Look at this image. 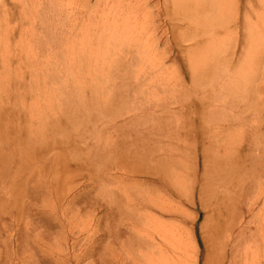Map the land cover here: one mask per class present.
<instances>
[{"label":"bare ground","instance_id":"6f19581e","mask_svg":"<svg viewBox=\"0 0 264 264\" xmlns=\"http://www.w3.org/2000/svg\"><path fill=\"white\" fill-rule=\"evenodd\" d=\"M114 1L103 0L97 7L98 9L104 5L103 10L107 13L101 15L99 19L101 27L98 29L92 28L95 23L93 16L95 13L90 12L87 16H81L85 15L84 12H88L87 10L80 15H73L70 23L66 22L63 26L50 29L45 27V20L40 18V27L37 22L32 25L34 30L26 34L28 38L25 39L27 45L25 54L23 50L17 52H22L21 56L14 60L18 63L17 66L2 64L0 68V219L8 217L9 220V224L2 227L6 234L4 239L10 240L16 232L17 242L14 253L10 255L11 257L5 256L2 264H13V259L20 256L22 251H26L20 244L21 239H24L19 227L21 223L26 229L23 230L25 235L30 228L35 229L31 226L33 224L31 220L36 219L38 222V183L32 179L38 174V145L31 147L30 152L26 149L29 145L26 144L27 142L30 141V145L38 142V63H27L37 60L34 54L29 53L32 50L31 46H28L30 40L34 43L39 39L40 46L48 50V56L43 57L42 60L49 66L46 59H51L52 66L55 65L53 69L57 77L54 78L53 74L49 73V85L43 91L45 95H53L58 90L63 93L66 90L67 83L64 84L61 80L63 75L69 76L74 85H81V81L89 80L87 91L91 93L98 90L103 92L102 85L106 83L108 77L113 76L123 79L122 84L125 86L132 85L129 90L137 89L138 93L145 94L151 91L148 97L152 99L147 98L146 95L145 97L153 104L147 105L152 113L164 110L168 112L173 108L167 109L168 106L163 101L166 97L158 96L160 92L164 93L166 90L168 94L170 93L168 89L172 77L169 74L172 68L165 66L166 57L163 56V52L159 53L157 50L159 43L153 32L159 26L154 24L151 18L155 6H149V0H118L114 9L112 7ZM233 1L171 0L169 3L171 7L165 8L164 15L166 21L171 24L169 25L171 33L178 31L180 37L178 40L181 61L185 70L183 85L179 92L181 102L177 112L179 116L176 118L179 122L177 121L175 125L176 130H179L177 141L181 146L179 145L180 149L177 147L175 150L180 151L183 156L194 159L192 161L194 174L199 171L204 178L200 187L198 184V190L203 198L205 194H209L210 187H207L210 185H217V189L227 194L226 196L237 194L239 190L252 192L245 213L251 216L248 224L260 223L262 235L264 234V10H262L264 8L259 7L254 10V15H248L249 12L247 13L244 7V14L237 15L243 8L242 0H237V5L233 4ZM251 2L252 0H245L244 5ZM60 10L65 11V5L60 4ZM235 10L237 13H234ZM66 18L67 16L60 15L58 21L63 22ZM33 31L36 32L35 35ZM44 31L48 34L44 35ZM58 50L63 51V54L57 57L55 53ZM60 58L64 60L63 62L65 60L68 62L56 64L55 59ZM10 66L13 67L12 76ZM42 74L46 76L47 72ZM54 82L61 83V89L54 87ZM155 86H160V92L153 93V90H157ZM99 94L103 96V93ZM144 105L140 103L139 108L142 109ZM125 114L127 113L119 112L115 117H122ZM132 117L128 123L136 118L135 115ZM96 148L97 146L93 150ZM92 153L95 156L96 153ZM153 153L146 152L148 158L129 154L126 157L132 166L128 165L129 162L121 164L117 156L114 163L108 164V160H115L109 158L106 160L107 165H104L107 167L103 169H116V172L122 170L127 176L151 178L150 182L139 183L133 180L131 183L135 188L155 182L159 185V194L146 192V195L139 199L140 202L146 207L149 206L147 209L172 213V209L165 205V194H173L174 189L173 191L171 189L173 186L177 192H182L187 187L194 193V185L186 186L183 172L173 167L175 161H172L171 155L164 159L160 157L153 159ZM143 159L144 161L141 162ZM121 165L125 167L120 168ZM54 172L55 177L59 175V170L56 169ZM110 174L100 173L98 183L101 185L104 179L111 176ZM244 179L249 181L241 183L240 180ZM161 192L165 194L161 196ZM31 195H34L33 201ZM210 198L215 204V209L220 210V206L224 205V197L219 199L213 192ZM230 202L232 204V201ZM55 206L52 205L53 208ZM12 209H16L17 213H13ZM254 210L256 211L253 212ZM176 212H179L178 207ZM145 218L152 223L155 237L158 238L153 242L154 253L151 255L146 253L148 255L146 257L140 253L142 262L139 263L135 259L134 264H186L184 246L187 237H183L182 233L178 234L180 229L167 227L152 219L150 215ZM23 219L27 221L24 222ZM240 222L242 223L241 216L236 214L235 217L232 216L229 225L233 226ZM16 227L17 229L14 230L13 228ZM211 231L217 248L214 264H224L227 244L218 243L222 238V230L218 229L217 225H213ZM231 235L230 232L228 237L230 238ZM33 243L34 247L30 245L29 247L37 251L38 242ZM64 244L67 245V241ZM80 244V240L71 242L72 247L79 246V251L83 252L85 257L87 249ZM169 246L172 248L170 253L167 250ZM56 248L60 250L59 252L62 251L60 246ZM251 254L250 260H245L242 264H264V253L260 254V250L257 251L256 247L255 249L253 247ZM235 263L232 253L230 264Z\"/></svg>","mask_w":264,"mask_h":264},{"label":"rangeland","instance_id":"374dc122","mask_svg":"<svg viewBox=\"0 0 264 264\" xmlns=\"http://www.w3.org/2000/svg\"><path fill=\"white\" fill-rule=\"evenodd\" d=\"M101 1L103 0H0V68L4 64L17 66L18 63L14 60L20 53L22 54V52H17L23 50V54H25V47H27L25 39L28 38L26 34L34 30L32 25L38 22L39 26L40 18L45 20V27L50 29L63 26L66 22L70 23L73 20V15H80L87 10L88 12H84L86 14L81 16H87L90 12L95 13L93 15L95 23L92 28H100L99 19L101 15L107 14L103 10L104 5L97 9ZM117 1L113 2L114 9ZM234 1L233 4L237 5V0ZM170 2L171 0H149V6H155L152 9L154 15H151V18H153L154 24L159 26L153 32L159 43L157 50L159 53H164L165 66L172 68L169 74L172 77L169 82L170 89H168L170 93L168 94L167 90L161 93L160 86H155L157 90H153V93L160 92L158 96L166 97L163 101L166 102L167 109L173 107L168 112L164 110L152 113V110L147 108V105L152 103L145 97L146 95L147 98H151L148 97L152 93L151 91V93L145 94L138 93L137 89L129 90L132 85L125 86L122 84L123 79L113 78V76L108 77L109 79L102 85L103 92L98 90V92L91 93L87 91L89 80H87L88 82L81 81V85H74L69 76L63 75L62 82L68 84H66V92L62 93L61 90H58L53 95L46 94L48 96L46 97L43 91L49 85L48 75L49 73L53 74V77L56 78L54 64H62L64 60L55 59L54 66H52V60L46 59L51 65L48 66L46 61L44 63L42 60L43 57L48 56V50L40 46L38 36L36 42L33 43L30 40V44L28 43L32 49L29 51L30 55L34 54L37 60L27 63H38V142H33L34 145H30V141L26 143L29 144L26 147L29 152L31 147L38 145V174L32 178L38 183V222L36 219L31 220V222L33 221L31 226L35 229L30 228V231L25 235L23 230L26 229L22 226L23 223L19 226L22 230L21 234L24 236L20 244L26 251H22L20 256L15 257L12 261L13 264H56L55 262H58L57 264H134L135 259L140 263L142 262L140 253L144 257L154 253L153 242H156L158 238V236L155 237L152 223L145 218L147 215L167 227L179 228L178 234L182 233L183 237H187L184 246L186 264H214L217 248L211 236L213 233L211 226L213 225H217L218 229L222 230V238L218 243L227 244L224 264H230L232 253L233 260H236L235 264H242L245 260H250L253 247L254 249L256 247L257 251L260 250V254L264 253V234L261 235L259 228L261 225L258 222L248 224L251 216L245 213L252 192L246 193L239 190L237 194L226 196L227 194L217 189V185H210L207 187H210V195L205 194L203 198L198 190V184L200 187L204 178L199 171L194 174L192 165L194 159L183 156L180 151L175 150L180 145L177 141L179 130H176L175 125L178 121L176 118L179 116L177 113L181 102L179 92L183 85L185 70L181 61L178 31L174 34L171 33L169 27L171 24L166 21L164 15L165 10L171 7ZM244 2L245 0H242L243 8L237 15H243L245 10L247 13L249 12L248 15H254L255 9L264 8L262 5L264 1L252 0L251 4L246 5ZM60 4L65 5V11L60 10ZM244 7L245 10H243ZM234 13L237 11L235 10ZM60 15L67 16L66 20L59 22ZM40 29L37 30L38 34ZM35 31L32 32L34 35ZM45 34L48 33L44 31ZM55 54L58 57L59 54H63V51L58 50ZM66 62L68 60L63 63ZM13 67L10 66L11 76L14 73ZM44 72H47L46 76H42ZM53 84L54 87L60 89L62 87L61 83L54 82ZM122 85L123 90L127 91L126 93L122 90ZM79 86L83 87L82 90ZM99 93H103V96ZM140 103H144L146 106H142L141 109L139 108ZM130 110L133 111L130 112ZM139 111L144 115L141 116ZM119 112L127 114L116 118L115 116ZM132 115H135L136 118L128 123V120L133 118ZM112 122L113 124H111ZM153 122L157 123L153 124ZM95 146L97 148L93 150ZM104 151H109L110 154H104ZM92 152L96 153L95 156ZM146 152H154L153 159L159 157L164 159L171 155L172 161H175L173 167L183 172L186 186L194 185V193L190 192L187 187L186 190L177 192L173 185L171 188L172 191L174 189L173 194L160 193L161 196L165 194V205L172 209V213H160L154 209H147L149 206L146 207L140 202L139 199L144 197L146 192H160L159 185L155 182L135 188L131 186V183L133 180L139 183L141 181L150 182L151 178L127 176L122 170L116 172L115 168V170L103 169L107 167L104 165L112 164L119 158L121 164H128L130 160L126 156L129 154L143 155L148 158ZM109 158L115 160L107 162L106 160ZM143 161L144 159L141 162ZM199 162H201L200 158ZM128 165L132 166L130 162ZM123 166L121 165L120 168ZM139 166L143 167L140 164ZM65 167L67 168L64 169ZM56 169L59 170V175L55 177L53 173ZM100 173L107 175L111 173V176L104 179L101 185L98 183L101 177ZM243 181L249 180H240L241 183ZM227 185H229L228 179ZM213 192L219 199L224 197V205L220 204V210L215 209V204L210 200ZM33 197L34 195H31V201H33ZM68 200L69 202H67ZM53 204L56 205V208L52 207ZM176 207L179 208L180 213L176 212ZM12 210L13 213H17L16 209ZM236 214L241 216L242 223L229 225L232 216L235 217ZM23 221L26 222L27 219H23ZM6 224H9L8 217L0 219V264L5 260V256L11 257L10 255L17 248L16 232L13 233L15 236H12L10 240L4 239L6 234L2 227ZM13 229L15 230L17 227ZM230 232L232 235L229 238ZM72 240H80V245L87 249L85 257L83 252L79 251V246L72 247ZM65 241H67V245L64 244ZM33 242H38L37 251L32 249ZM29 245L33 247L31 248ZM57 246L62 248L61 252L57 250ZM167 250L169 253L172 252L170 246ZM51 255L55 256L54 259L50 257Z\"/></svg>","mask_w":264,"mask_h":264}]
</instances>
